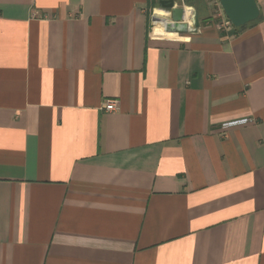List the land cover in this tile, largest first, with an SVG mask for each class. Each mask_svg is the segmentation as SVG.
Wrapping results in <instances>:
<instances>
[{
	"label": "crops",
	"instance_id": "crops-1",
	"mask_svg": "<svg viewBox=\"0 0 264 264\" xmlns=\"http://www.w3.org/2000/svg\"><path fill=\"white\" fill-rule=\"evenodd\" d=\"M152 2L0 0V264H264V0Z\"/></svg>",
	"mask_w": 264,
	"mask_h": 264
},
{
	"label": "water",
	"instance_id": "water-1",
	"mask_svg": "<svg viewBox=\"0 0 264 264\" xmlns=\"http://www.w3.org/2000/svg\"><path fill=\"white\" fill-rule=\"evenodd\" d=\"M160 4L169 10V22L177 33L193 32L198 27V19L192 26L186 20V8L177 5V0H160ZM221 6L227 18L234 27H245L250 22L257 20L261 15V9L257 0H220Z\"/></svg>",
	"mask_w": 264,
	"mask_h": 264
},
{
	"label": "rangeland",
	"instance_id": "rangeland-1",
	"mask_svg": "<svg viewBox=\"0 0 264 264\" xmlns=\"http://www.w3.org/2000/svg\"><path fill=\"white\" fill-rule=\"evenodd\" d=\"M152 1L153 2L150 5L151 8L149 14L153 16V18L154 17L156 18V24H158V26L160 27L159 29L165 30V27H163V25L167 21H169L168 19L169 16L167 17L168 9L164 8L160 4L159 2L160 0H152ZM191 4L192 5L187 4L185 0H177V5L179 6H184L185 8L187 6H192V7L194 6L193 19L203 18V21H213L214 23H217L219 25L222 20L219 14L223 13V16L227 17L221 6L220 0H194L192 1ZM233 29L234 27L225 31H231Z\"/></svg>",
	"mask_w": 264,
	"mask_h": 264
},
{
	"label": "built area",
	"instance_id": "built-area-1",
	"mask_svg": "<svg viewBox=\"0 0 264 264\" xmlns=\"http://www.w3.org/2000/svg\"><path fill=\"white\" fill-rule=\"evenodd\" d=\"M219 16L221 17V22L219 24V27L222 28L223 30H229L230 28H233L234 25L232 22L225 16H223V13H220ZM224 18V19H223ZM118 106V101L117 100H107L104 102L102 108L107 111V112H112L115 111ZM253 119L251 118H243V119H237V120H232V121H227L223 123L224 128H229L232 126L236 125H241V124H246L249 122H252Z\"/></svg>",
	"mask_w": 264,
	"mask_h": 264
},
{
	"label": "trees",
	"instance_id": "trees-1",
	"mask_svg": "<svg viewBox=\"0 0 264 264\" xmlns=\"http://www.w3.org/2000/svg\"><path fill=\"white\" fill-rule=\"evenodd\" d=\"M185 1H186L187 4L192 5V4H191V3H192V0H185ZM262 19H263V14H262V12H261L260 17H259L257 20H255V21H253V22H250V23L247 24L245 27H235V31L240 32V31L244 30L245 28H247V27H249V26H251V25H254V24L260 22Z\"/></svg>",
	"mask_w": 264,
	"mask_h": 264
},
{
	"label": "bare ground",
	"instance_id": "bare-ground-1",
	"mask_svg": "<svg viewBox=\"0 0 264 264\" xmlns=\"http://www.w3.org/2000/svg\"><path fill=\"white\" fill-rule=\"evenodd\" d=\"M186 20L192 24L193 23V9L191 7H186ZM170 23V22H169ZM170 27L172 28L171 26V23H170ZM173 29V28H172Z\"/></svg>",
	"mask_w": 264,
	"mask_h": 264
}]
</instances>
